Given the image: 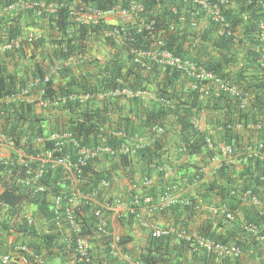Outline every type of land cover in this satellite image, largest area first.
<instances>
[{"label": "trees", "instance_id": "trees-1", "mask_svg": "<svg viewBox=\"0 0 264 264\" xmlns=\"http://www.w3.org/2000/svg\"><path fill=\"white\" fill-rule=\"evenodd\" d=\"M14 1L15 0H0V10L6 8ZM42 1L45 3L46 7L40 9L41 15L39 17H49L50 27L53 32L61 33L60 39L57 38L59 39L57 40L59 44L53 53V58L55 60H67V58L72 56L75 50H77L76 43L81 40L85 41L90 35L100 34V28L92 30L87 27H79L73 28V32L69 36L71 22L68 11L64 7H58L55 13L48 12V8L51 6L50 4H63L66 3L67 0ZM68 1L71 2L72 0ZM82 1L92 3L103 10H107L119 4L126 6L128 2L131 1L144 4L146 11L150 13V17L155 18L157 21L156 28L158 29L160 27L166 32L163 34L164 39L158 36L159 40L163 43L162 48L184 59H186L188 55V51L185 49V43L188 41V37L186 32L180 28L179 24L182 20L190 22V18H193V15L190 13L198 11L199 15H196L195 18L199 19V16L200 18L207 17L206 19L211 25L210 31L213 32L214 36L211 44L218 50L221 58L209 64L202 63L199 56L197 58H188H192L199 66H204L207 71L213 72L214 75L232 85H237L239 88H241L239 85L243 84L246 79H244L243 71L237 73L234 72V66L236 65L235 62L237 59L231 56L230 49L235 45L236 41L244 45H246V43L254 45L255 39L253 35L256 34L257 38L260 40L258 34H261L260 27L262 22H264V0H229L226 5L222 6V13L230 23V26L221 35L218 33L220 26L217 23L200 9H197V6L187 4L183 0ZM29 13L30 15L35 14V12L30 11L26 15ZM17 18L21 20L22 16H18ZM7 19H9L7 24H4V20L0 21V38L4 39V36L13 38L22 34V28L19 23H16V19L14 20L15 23L12 25L13 17L9 16ZM1 23H3L2 26ZM108 39L110 43L112 42L115 44L111 38ZM135 39L138 43L137 46L143 48H147L152 42H157V39L153 41L151 34L148 35V33L136 35ZM54 42L56 41L53 40L52 43ZM39 45H42L41 40L38 42V46ZM262 49H264L263 46ZM23 51V48H20L17 51L14 50L6 53L9 59L16 60V63H18V60H24L25 54H23ZM260 55L261 54L250 52L248 54L246 66H244L247 68L249 67L248 70L249 72L251 71L250 79L248 82H245L244 89L242 88L243 91H247L253 95V101L251 102L250 108H242L239 106L241 102L240 100L235 99V101L231 103L230 100L232 99H226L229 94L221 91L222 94L221 96L219 95L218 98L213 96L212 92L211 94L208 92L209 94L206 93L208 94V99H201L200 87L196 90L192 89L194 79L177 71L175 68L162 67L155 62H150L149 64L152 65L150 66V71L152 72L150 73L151 76H145L141 71L142 66L135 63L134 55L132 53L128 56L130 64H120L117 61L115 62L111 68L114 76L108 71V66L102 67L101 71H103L104 76H111V78L105 77L103 80L99 81L98 84H91V81L89 82V80L78 79L76 75L73 74L70 67H64L57 75L61 76V78H67V81H61V84L58 86L55 85L53 78H50L48 83H44L43 80L48 74L38 62L34 61V65H30L24 69H17L16 66V69L14 68V70L10 71L6 64L7 60L0 58V100H3L0 105V129L9 136L14 137L17 142H19V139L25 135L31 137L42 136L46 133L48 134V132H60L65 130L64 127L59 126L60 119H64L61 118V116L63 117L61 113H63L66 119V130L73 133L82 145L93 146L98 144L100 135H107L105 133L107 130H123L127 132L129 136L130 133H137L133 132L136 129H134L133 125L130 123L131 119L134 120L136 118L140 121L138 128L139 130H142L139 137L147 140L152 139V143L150 142V144L144 149L134 155L132 159H129V156L119 155L121 157L118 160V162H120L119 164L129 165L131 161L136 159L149 165V168L150 165L154 163L157 166L164 165V160L167 157L164 156L163 153V149L165 148L164 139L169 136L168 133L171 130H174L178 136L177 141L179 143L180 157L185 155L189 159L195 160L197 163L194 164V171L188 177V183L190 185L192 183H199L204 177V172L201 171L204 165H207L208 159H211L217 152H219L218 147H215L219 146V142L215 141L214 138L216 145H214L213 148H210L206 140L209 134L200 131L199 128L191 123V119L199 117V114L202 111L213 109L225 112L223 117H220V122L218 124L222 132L220 142L223 144H230L237 149L240 140L234 135L235 129L233 127L235 124H240L243 129L248 131L249 141H251L250 147L255 148L259 143L264 145V81L262 76L263 66L258 62ZM123 68H126L127 76H119ZM228 68L230 69L225 71V69ZM121 77L130 79L128 82L126 81V83L128 84V88L133 89V92L140 91L139 89L145 90L150 86H154L155 90L153 92L155 97L153 98L154 100L152 99V108L144 112V114L129 117L124 116L121 112L122 108L116 99L108 98L106 100H99L94 97L85 103L80 102L79 100L67 101L63 106L55 108V114L48 115L50 113L49 111H51L50 108L42 109V114L36 112V102L25 103L24 101L13 102L7 100L10 96L25 89L30 84V81L36 78L40 79V81L39 84L31 90L32 95L36 96L41 90L45 89V96L51 98L69 97L89 92L92 94L100 93L104 91V87L114 89L118 86L116 80ZM181 82H189L190 84L187 88L182 87L179 89L178 84ZM141 84H144L145 86H142ZM162 98L169 100L171 102L170 105L162 104L160 102V99ZM59 112L61 116H58ZM171 120H173V123ZM107 122H109L110 127L105 128ZM256 123H260L262 128L256 130L250 127ZM156 126H161L165 129L164 135L160 138L155 137L154 129ZM255 137H257V141L252 140V138ZM108 143L115 148L116 146L120 147L123 144V140L119 138H108ZM67 149L70 150L71 146H68ZM247 158L249 159L248 164L243 165L242 171H239L237 165H233V163L223 164L218 171L214 172L213 179L209 183L200 185L199 197L202 199V205L198 202L199 198L195 197L189 199L191 201L189 206L181 205L184 209H180L182 210L181 213L193 216L199 213H204L202 212V206L204 203L205 205H214L213 207L216 208L225 207L231 212H234V220L231 222L228 221L231 226L229 230H227L228 236L219 234L217 230H212L211 220H206V225L197 229V233L200 238H205L207 240L220 242L226 245L234 243L240 247L242 251H244V244L242 239L238 240L239 236L243 235L246 239L253 240L252 243L254 244L256 241L260 240V237L264 238V211L261 210L260 212L255 207L245 206L244 204L246 203L241 200L240 195V193L242 194L248 190L257 192L264 186V179L262 178L264 175V166L262 165L264 164V159L262 160V158L256 155H251V157L249 156ZM166 161H168V159H166ZM17 170H20L18 166H13L11 164L0 165V172L5 174L4 178L6 179V182L12 181L10 177H16ZM59 173L60 172L56 173V175L58 176ZM91 175L92 177H90V180L92 185L86 187L85 191L97 188L102 179L111 180L113 182V174L109 170L94 171ZM8 177L9 179H7ZM43 182L48 184L53 190H58V187H56L57 180L51 176V173L47 175V178H45ZM239 182L243 184V188L241 189L238 187ZM10 183L13 184L12 188L6 189L0 196V207L5 208L7 206L4 209L5 213H10L7 216H13L23 210L25 212L26 204L31 202L37 205L39 211L45 214L46 218H53L49 198L42 195H36L33 197L30 195V197H28V194L26 195L21 192V186H15L13 181ZM208 198H210L209 201L207 200ZM24 202H26V204ZM81 209L87 216L86 221L83 224V232L89 233L94 237L95 234H97L96 225L98 224V220L90 214V211L86 207ZM239 211L244 214L243 219L238 217L237 214ZM10 219V217L5 218L4 221L0 222V226L6 230L16 229L31 235L37 233L35 227L28 225L25 217L21 225H17L15 222L11 223ZM224 222L225 221L223 220H219L218 225L224 226ZM53 225L54 230L52 231V234L42 236L44 242L49 246L51 242L55 241L60 236L59 233L55 232L58 229L56 228L57 226L55 224ZM246 226L255 227V231L251 232L252 234H248L246 232ZM172 238L174 237L164 236L152 241V244L155 245L154 249H156V251H162L160 252L159 261L154 258H151L149 261H147L146 258L140 260L147 264H154L157 263V261L172 264V259L174 260L175 258L173 264H194V260H198L202 264H212L211 262L216 258L215 255L205 254L204 256L197 251L191 259H188L186 256L187 251H189L188 249L193 250L192 244L196 239L194 237L191 238L192 240H178L174 238L175 241H177V246L172 248L170 246ZM109 242L110 241H108V244ZM123 242L124 239H122L121 243ZM108 244L107 249L103 252L105 257L98 259L97 264H106L111 260L109 258L111 246ZM195 245L197 246V244ZM29 246L37 249L39 247V245H35L37 247L33 246L32 243H30ZM239 258L240 257L234 259L226 258L223 259V261L224 264H230L232 261L238 262L240 260ZM90 264H94L93 257Z\"/></svg>", "mask_w": 264, "mask_h": 264}, {"label": "crops", "instance_id": "crops-1", "mask_svg": "<svg viewBox=\"0 0 264 264\" xmlns=\"http://www.w3.org/2000/svg\"><path fill=\"white\" fill-rule=\"evenodd\" d=\"M131 2H128V4H130ZM190 14L193 15V18H190V22L182 20L179 24L180 28L186 32L188 37V41L185 43V49L188 51L189 56L187 55L186 59L193 60L192 58H197L199 56L202 63L205 64H209L211 62H214L215 60H219L221 56L219 55L218 50L215 48V46L211 44L214 36L213 32L210 31L211 25L207 21V17L200 18L199 16V19H196L195 16L199 15L198 11L192 12ZM35 15H41V12ZM26 16H24L20 21H17V23H19L22 28V34L26 36L30 34H36L40 38L33 44L27 43L22 46L24 50L23 54H25L23 61L17 59L19 62L16 63V60L9 59V57H7V53L2 52L0 53V58H2L3 60H7L6 64L10 71L14 70V68L16 69V66L17 69H24L25 67L34 65V61L38 62V64L41 65L44 71H46V73L50 75V78H53L55 85L58 86L61 84V81H67V78H61V76H58L54 71L57 63L59 62L53 58V53L56 50L57 45L59 44V42L57 41L60 39L59 34L57 32H53L52 28L50 27L49 17L44 18L42 16L43 18H40L38 16L36 18V16L32 14ZM116 23L117 19L115 16H107L104 24L100 28L99 35H90L85 41L81 40L79 41L80 43H76L77 50H75L72 56L68 58L72 61H70V65L66 67H70L73 74L76 75L78 79H85L89 80V82L91 81V84H98L99 81L103 80L105 77L111 78V76H104L103 71H101L102 67L108 66V71L113 74L111 68L116 61L120 64H130V59L128 57L131 53L130 46L126 45L122 47L118 46L116 43L113 44L112 42H109L107 33ZM133 23L130 24L129 28L130 31L136 32L135 29H137L138 26H134ZM260 28L261 34H258V37L260 38L261 42L257 38V35L254 34V45L250 43H246V45H244L236 41L235 45L230 49L231 56L237 59V61L235 62L236 65L234 66V72L237 73L239 71H243V76L245 77L244 79H246L244 80L243 84L239 85L241 89H244L245 82H248V80L250 79L251 71L249 72V67H244L246 66V61L248 60V54L250 52L261 54L259 57L260 59L264 55V49H262V46L264 47V26ZM164 33H166L165 30L159 27L156 30L155 36H159L164 39ZM40 40L42 41V45L38 46V42ZM53 40L56 42L52 43ZM260 59H258L259 63ZM150 66L152 65L149 64L148 66H146V68H141L142 74H144L145 76H151L150 73L152 72L150 71ZM229 69L230 68L225 69V71H228ZM119 76H127L126 68L122 69ZM119 79L122 82V84H119V86L128 87L126 81L128 82L130 79L121 77L117 80ZM189 84V82H181L178 84V87L179 89H181L182 87L187 88ZM141 85L145 86L144 84ZM204 87L206 88L205 90H207V93L209 92L211 94L212 92V95L216 98H218L219 95L221 96L222 94L214 85L208 84ZM139 90L142 91V94L137 98H129L126 96H111L105 98V100L108 98L116 99L119 102L120 107L122 108L121 112L124 114V116L135 117L138 114H144V112L152 108V99L155 97L153 92L155 90L154 86L146 88V91L142 89ZM208 94L201 93V99H208ZM97 99L104 100L100 98ZM226 99H232L230 100L231 103L235 101V98L230 95H228ZM252 101L253 95H251V100L245 106V108H250ZM63 105V103H60V105L58 106ZM58 106L51 107V111H49L50 113L48 112V115L55 114V108ZM239 106H243L242 101L240 102ZM35 107L37 110L36 112L38 114H42V108L39 107V105H36ZM61 114L63 115V117L61 116ZM61 114L59 112L58 116H61V118L64 119H60L59 126L66 129V119L64 114ZM224 114L225 112L222 110L206 109L199 114V117L191 119V123H193L195 127L199 128L200 131L207 132L209 134L208 137L211 139L213 147L214 145H216L214 142V138L215 141L219 142V146H215L218 147L219 152H217L216 155H214L211 159H208L207 165H204V167L210 169H215L216 167L218 168L204 174L203 180H201V182L199 183H192L191 185L188 183V177L194 171V164L197 163L195 160H191L185 155H182V157H180L178 145L179 143L177 141L178 136L176 135V132L174 130H171L168 133L169 136L164 139L165 148L163 149V153L164 156H167L164 160V165L162 164L157 166L154 163L151 164L149 168V165L136 159L131 161L129 165L119 164L120 162H118V160L119 158H121L120 156H124L121 153H117L113 156L102 154L93 161V171L98 172L109 170L113 174V182L109 180L111 182V186L102 192L101 197L103 200H107L108 198L113 197H120L124 200L129 201L130 198H132L135 194H149V191L142 192L141 187L145 178H149L152 181V184L150 186L151 188L149 190L153 195L154 201L151 205L140 204V206L138 207L137 216L135 217H130L128 219L118 221H116L112 217V220L109 222L110 230L113 233L120 235L121 238L124 239V242L116 248L119 255L117 257H113L110 253L109 258L111 260H109V263L106 264H127L125 260L127 256L132 257L134 260L146 258V260L149 261L151 258H154L159 261L160 252L162 251H156V249H154L155 245L152 244V241L155 239H152L150 236V229L153 224H157L160 226L180 225L185 227L192 237L196 238L199 236L197 233V229H199L203 225H206V220H211L212 230H217L219 234L228 236L227 230H229L231 226L226 220L225 216H223L221 213H214L211 208L214 205H205L203 203L202 212L204 213L189 216L181 213L182 210L180 209H184V207H182L180 204L168 206L163 202V200L169 196L188 199L197 197L199 198V204L202 205V199L199 197V188L201 187L200 185L209 183L213 179L214 172L218 171L223 164H229L227 163V160L230 159V163H233V165H237L239 171L243 170V165L248 164L249 159L247 157L250 156L248 154V147H250L251 141H249L248 131L246 129L234 128V135L240 140L238 147H241H237L238 151L237 149H235L236 152L234 156L228 159V156L223 152L224 147L232 146L230 144L225 145L220 142L222 132L218 124L220 122V117H223ZM171 121L173 123V120ZM130 123L133 125V128L136 129L133 132H137L130 133L129 131L130 137H133L135 140L141 139V137L139 136L142 130H139L138 128L140 121L135 118L134 120L131 119ZM108 127H110L109 122L106 123L105 128ZM49 133L52 132H48V134ZM31 137L33 138L35 136ZM252 140L257 141V137L252 138ZM40 148L41 146L33 145V150L29 149L27 151L28 153H34ZM165 151L167 154L165 153ZM136 154L129 155V159H132ZM7 155L9 156L10 163H15L17 166H19V153H8ZM166 159H168V161H166ZM262 165L264 166V164ZM166 172H170V175L167 178L164 177ZM3 175L4 174L0 172V193L4 192L8 188H12L13 184H11L10 182L13 181L15 186H21V192L26 195L28 194L26 192V189L23 187L24 184L22 183V181L17 179L18 175H16V177L14 176V178L10 177L12 181H9V183H6V179ZM52 177L57 180L56 187H58V189L61 188V184L64 185L62 188L65 187L66 182L62 177ZM263 177L264 175L262 176V178ZM238 185L239 189L243 188V184H241V182H239ZM174 186H176L175 190H173ZM253 192L260 199V206H254L250 203H246L244 205L255 207L260 212L261 210L264 211V186L261 187L259 191ZM28 197H30V195ZM207 200L209 201L210 198H208ZM24 203L26 204V202ZM5 208L0 207V222L4 221L5 218L10 217L11 223L15 222L17 225H21L25 217L27 222H29V220L32 221V226L35 227L37 233L31 235L29 233H23L16 229L6 230L0 226V251L3 254L9 253L15 246L19 244L29 245L30 243H32L33 246L39 245L38 249H35L40 254L43 260V264H75L74 256L71 252L72 250L70 251V248H68V245L65 243L63 238H57L55 241L51 242L50 246L44 242L42 236H45L46 234H52V231L54 230L53 220L52 218H46L45 214L39 211L36 204L31 202L27 203L25 206V212L23 210L20 211V213L14 214L13 216H7L10 213H5ZM237 215L240 219H243L244 217V214L241 211H239ZM219 220L225 221V225H218ZM28 225L31 226L30 224ZM247 233L249 234V231ZM239 239H242V242L244 244V251H242V256L239 258L240 260L238 262L232 261L230 264H264V238L256 241L255 244L252 243L253 240L246 239L243 235L239 236L238 240ZM108 241H110L109 244ZM111 242V236L104 237L100 234H95L94 237L91 236L92 257L94 260V264L95 262L97 264L98 259L105 257V254L103 252L107 249V244L111 246ZM231 244L235 245L234 243ZM170 246L172 248L177 246V241H175L174 238L171 239ZM192 248L193 250L188 249L189 251H187L186 256L188 259H191L194 256V253L197 251L202 253L204 256L205 254L211 255L205 250L197 247L194 243L192 244ZM174 260L172 259V264L174 263ZM158 261L154 264H166ZM193 263L202 264L198 260H194ZM211 263L224 264V261L223 259L215 258V260Z\"/></svg>", "mask_w": 264, "mask_h": 264}, {"label": "built area", "instance_id": "built-area-1", "mask_svg": "<svg viewBox=\"0 0 264 264\" xmlns=\"http://www.w3.org/2000/svg\"><path fill=\"white\" fill-rule=\"evenodd\" d=\"M185 3L197 6L206 12L212 20L217 23L222 31H226L230 23L222 13V6L226 5L229 0H183ZM49 6V12L55 13L58 7H64L69 14L71 22V28L69 29V36L73 32V28L87 27L92 30H97L102 27L107 16H115L117 23L113 25L107 36L111 38L118 46H130L131 53L134 55V61L141 66H147L149 62H155L163 66L175 68L184 74H187L195 80L194 88L200 87L202 93L206 92L204 85L211 84L219 89V92L228 93L230 96L237 100L242 101V108H244L251 100V95L247 91H243L238 86L230 84L224 81L212 72L207 71L202 66L190 61L183 60L174 56L171 52L162 48L163 43L159 40L156 34V19L150 17V13L146 11L144 4L138 2H131L124 6L122 4L113 6L107 10H103L98 6L84 2L82 0H72L66 3ZM21 10H28L33 5L20 0L15 6H9L0 11V19L3 13H10L16 7ZM226 7V6H225ZM134 22V23H133ZM138 26L136 32L130 31V24ZM264 23L261 24V27ZM142 33L151 34L153 41L157 39V42L149 44L147 48L137 46L136 35ZM59 37L60 32H58ZM40 37L36 34L30 35H18L13 38L4 36V39L0 38V53H6L14 50H18L26 42L28 44L35 43ZM72 60L59 61L55 68V73L70 65ZM260 63L263 66L262 76L264 81V55L260 59ZM50 75H46L44 83H48ZM40 79L36 78L30 82V84L22 89L21 92L10 96L9 101H24L27 103L36 102L42 109L51 108L65 103L70 100H79L80 102H87L94 97L92 93H85L82 95H72L69 97H51L45 96V89L41 90L36 96L32 95L31 90L39 84ZM118 86L114 89H104L99 93L100 99H105L111 96H126V97H138L142 94L141 91L133 92L128 88L119 86L122 84L121 80H116ZM3 100H0V105ZM160 102L165 105H170V101L162 98ZM197 123V122H196ZM256 130L262 128L260 123H256L250 126ZM233 128H242L240 124H235ZM155 137L163 136L165 130L161 126H156L154 129ZM107 135H100L98 144L93 146L82 145L76 137L68 130H62L60 132H52L44 134L42 136L30 137L28 135L22 136L19 142L12 136H9L2 130H0V165L11 164L17 166L15 163H10L8 153H19L20 155V170H17V175L20 181L24 184V188L28 195L36 196L42 195L51 199V211L53 212V224L58 228L57 233L60 234V238H63L67 243L68 248L72 250L75 264H90L92 262V245L91 235L83 232V224L86 221V214L81 209L86 207L92 216L98 220L96 225V233L102 236H111V256L117 257L119 253L116 248L122 242L120 235L113 233L109 228V222L113 219L116 221L120 219H127L131 216L135 217L138 213V207L140 204L151 205L154 201L153 196L150 194L140 195L135 194L129 201L120 197L102 199V192L111 186V182L107 179H102L98 187L90 191H85V188L91 186L90 177L94 172L92 169V163L100 155L113 156L117 153H121L124 156L136 154L144 149L152 139H138L129 137L123 130H107ZM108 138H119L123 140V144L119 147L110 146ZM209 147L213 148L211 139H207ZM34 146H41L39 150L34 153H28L27 150L32 149ZM71 146L68 150L67 147ZM223 152L231 158L234 156L236 150L232 146H226ZM248 154L252 156H259L264 159V145L259 143L255 148L249 147ZM230 159L227 163H230ZM203 167L201 170L204 174L216 170ZM62 177L66 184H61L60 189L53 190L48 184L43 181L47 178V175L51 173V176ZM10 173V172H9ZM170 175V172L165 173V178ZM264 179V177H263ZM152 181L149 178H145L141 187L142 192L149 191ZM7 188V187H6ZM176 186L173 187L175 190ZM3 193V192H2ZM0 193V196L2 195ZM241 200L244 203H250L254 206H260V199L253 191H246L240 193ZM168 206L174 204H180L183 206H189L191 201L188 198H178L175 196H169L163 200ZM201 202V201H200ZM7 207V206H6ZM214 213H221L225 216L226 220L231 222L235 218V213L231 212L225 207L216 208L211 207ZM28 224L32 225V221L29 220ZM246 230L254 232L255 227L246 226ZM150 236L152 239H159L164 236H171L177 239L191 240L193 238L189 232L177 225L160 226L153 224L150 229ZM194 243L202 249H205L212 255H215L219 259L224 258H237L240 257L242 251L235 245H226L219 242L207 240L205 238L196 237ZM127 264H147L142 260H134L132 257L127 256L125 258ZM0 264H43V260L40 254L35 248L27 244H19L15 246L9 253L3 254L0 251Z\"/></svg>", "mask_w": 264, "mask_h": 264}, {"label": "clouds", "instance_id": "clouds-1", "mask_svg": "<svg viewBox=\"0 0 264 264\" xmlns=\"http://www.w3.org/2000/svg\"><path fill=\"white\" fill-rule=\"evenodd\" d=\"M20 0H15L14 2H12L11 4H9L7 7H9L10 5L11 6H15L18 2H19ZM23 1H25V2H28V3H30V4H32L33 6L31 7V8H29L28 10H21L18 6L14 9V10H12L10 13H3V16L1 17V19H0V21L2 20H4V24H7V21L9 20V19H7L9 16H12L13 17V21H12V23H11V25L13 24V23H15V21H16V23H17V21H20V19H18L17 17L18 16H22V18L24 17V16H26V14L28 13V12H30V11H33V12H35V14H39V12H40V9H42V8H45L46 6H45V3L41 0H39V1H36V0H23ZM45 1V0H44ZM50 5H52V4H50ZM6 7V8H7ZM4 9L5 8H3L2 10L4 11ZM49 9V8H48ZM200 9V8H199ZM2 10H0V11H2ZM202 12H204L202 9H200ZM49 12V11H48ZM49 13H51V12H49ZM205 14H207L206 12H204ZM30 14V13H29ZM28 14V15H29ZM34 14V16H36V18L38 17V16H40V15H35ZM24 15V16H23ZM207 16H209L208 14H207ZM210 17V16H209ZM211 18V17H210ZM16 19V20H15ZM212 19V18H211ZM15 20V21H14ZM263 23V22H262ZM10 24V23H9ZM3 25V23H1V26ZM218 33L221 35V34H223L224 33V31H222V29H221V27L219 28V31H218ZM20 35H22V36H24L23 34H20ZM57 36V35H56ZM55 36V37H56ZM24 44H27L26 42L24 43ZM23 44V45H24ZM22 45V46H23ZM22 48V47H21ZM17 51V50H16ZM173 54V53H172ZM174 55V54H173ZM174 56H176V55H174ZM176 57H179V56H176ZM179 58H181V57H179ZM68 59V58H67ZM181 59H183V60H189V59H184V58H181ZM190 61H192V62H194L193 60H190ZM150 63V62H149ZM153 63V62H152ZM194 63H196V62H194ZM197 64V63H196ZM149 65V64H148ZM147 65V66H148ZM158 65H160V66H162V67H168V66H163V65H161V64H158ZM141 66V65H140ZM142 68H146V66H142ZM203 68H205V67H203ZM206 69V68H205ZM210 72V71H209ZM213 73V72H212ZM184 74V73H183ZM187 75V74H186ZM188 76V75H187ZM120 80V79H119ZM124 82V81H123ZM194 82V84L196 83L195 82V80L193 81ZM116 84L118 85V83H117V81H116ZM194 84H192V89H194V90H196L195 88H194ZM208 85V84H207ZM205 86V85H204ZM235 86H237V85H235ZM124 88H128V87H126V86H124ZM205 88V87H204ZM103 89H106V87H104ZM108 89H110V88H108ZM112 89V88H111ZM129 90H132L133 91V89H131V88H128ZM206 89V88H205ZM241 89V88H240ZM206 91V90H205ZM103 92V91H102ZM142 92V91H141ZM101 93V92H100ZM200 93H202L201 92V90H200ZM207 93V91L206 92H204L203 94H206ZM85 94V93H84ZM80 95H82V94H80ZM99 96V93H95L94 94V97L95 98H99L98 97ZM93 97V98H94ZM130 98V97H129ZM133 98H135V97H133ZM91 100V99H90ZM83 103H85V102H83ZM65 104V103H64ZM165 130V129H164ZM127 133V132H126ZM128 134V133H127ZM164 135V134H163ZM129 136V135H128ZM130 137V136H129ZM4 177H5V174L3 175ZM7 179H9V177L7 178ZM6 183H9V182H6ZM149 194L151 195V196H153L152 195V193H151V191L149 190ZM178 226V225H177ZM180 226V225H179ZM180 227H182V228H184V229H186L185 227H183V226H180ZM187 230V229H186ZM188 231V230H187ZM248 232V231H247ZM250 234H252L251 232H249ZM199 237V236H198ZM160 239V238H159ZM177 239V238H176ZM260 239H263L262 237H260ZM179 240V239H178ZM192 240V239H191ZM220 243V242H219ZM228 245H233V244H228ZM235 246H237V245H235ZM199 247V246H198ZM238 247V246H237ZM240 250H241V248L240 247H238ZM242 251V250H241ZM241 256H242V254H241ZM240 256V257H241ZM217 258V257H216ZM219 259V258H218ZM224 259H226V258H224ZM138 260H140V259H138Z\"/></svg>", "mask_w": 264, "mask_h": 264}]
</instances>
